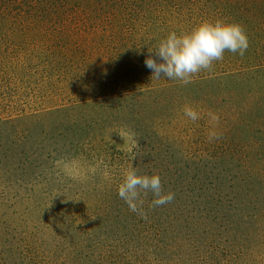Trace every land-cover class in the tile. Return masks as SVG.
Segmentation results:
<instances>
[{
  "label": "rangeland",
  "instance_id": "374dc122",
  "mask_svg": "<svg viewBox=\"0 0 264 264\" xmlns=\"http://www.w3.org/2000/svg\"><path fill=\"white\" fill-rule=\"evenodd\" d=\"M153 10L149 4L132 25L123 21L113 28L97 27L104 38L119 31L100 47L94 45V33H89L94 26L76 27L74 21V27L46 31L36 24L0 25V157L7 153L0 160V264L33 262L23 256L38 264H69L59 259L52 244L55 237L48 235L47 218L56 210L50 203L64 204L73 197L95 200L96 193L114 200L122 172L129 166L141 175L158 174L163 186L173 183L175 173L184 169L183 183L196 185L194 193L206 202L217 196L213 189H203L217 184L225 193L221 206L207 205L202 216L227 212L231 176L223 172L215 152L236 140L223 131L232 125L230 132L239 136V142L264 141V38L258 40L255 26L247 23L243 27L249 47L242 57L225 51L211 71L202 70L187 85L163 77L157 80L145 65L148 52L140 51L143 47L148 51L172 31L179 33L181 21L177 17L165 28L151 14ZM25 30L55 37H21ZM86 41H92V47ZM62 43L64 53L73 56L64 60L65 73L57 65ZM93 48L100 51L88 56L86 73L75 69L80 53L90 55ZM58 72L70 73L75 87L62 92ZM129 78L134 81L131 86L126 82ZM133 89L150 93L120 98ZM186 103L200 113L196 122L184 115ZM64 104V111L54 110ZM209 111L219 116L218 124L209 123ZM8 119L15 123L7 129L2 122ZM122 130L134 133L136 146L119 135ZM212 131L219 138L210 142Z\"/></svg>",
  "mask_w": 264,
  "mask_h": 264
},
{
  "label": "trees",
  "instance_id": "16d2710c",
  "mask_svg": "<svg viewBox=\"0 0 264 264\" xmlns=\"http://www.w3.org/2000/svg\"><path fill=\"white\" fill-rule=\"evenodd\" d=\"M149 4L154 9L151 14H155L165 28L177 17L181 21L179 32L190 30L201 20L222 18L242 26L253 23L258 40L264 38V0H0V25L12 22L26 28L36 24L46 31L51 30L50 27L70 28L74 21L76 27L94 26V32L89 33H94L95 47H100L119 31L115 29L104 38L97 27L105 24L106 29L113 28L123 21L132 25ZM45 31L25 30L20 34L21 37L48 39L52 36L54 39L55 34L45 35ZM133 31L134 26L130 33ZM17 34L10 35L20 36ZM87 43L86 46L92 47V41ZM59 47L62 55H57V65L65 73L64 60L71 61L73 56L64 53V43ZM99 51L93 48L90 55L81 52L77 62L74 61L75 69L86 73L88 56L91 58L93 52ZM140 52L148 51L143 47ZM240 76L246 78L248 74L240 73ZM57 78L63 79L62 92L68 91L69 86L75 87L70 73L58 72ZM142 78L143 75L137 83ZM126 82L129 86L134 83L130 78ZM147 92L150 93L133 89L121 93L120 98L136 99ZM65 107V104L58 105L54 110L59 113ZM2 123L8 129L15 122L8 119ZM232 128L233 125L229 131H223L236 140L215 152L223 172L231 176L227 177L230 182L227 186L232 188L227 212H208L202 216L201 209L207 211V205L221 206L225 193L219 185L211 183V187L203 190L213 189L217 199L200 200L194 193L196 185L183 183L184 169L175 173L177 178L173 183L163 186L165 192L175 194L174 199L155 208L151 207V192L146 197L141 195L144 203L136 212L118 195L114 200L96 193L95 200L73 197L64 204L51 202V208L56 210L49 212L47 230L49 236L55 237L52 244L57 246L59 259L63 257L69 264H264V141L254 138L252 142H239V136L230 132ZM5 155L7 153L3 152L0 160L3 161ZM239 170L243 174L237 173ZM144 215L147 219L142 218ZM46 241L44 237L42 242ZM23 257L26 262L37 263L30 256Z\"/></svg>",
  "mask_w": 264,
  "mask_h": 264
},
{
  "label": "clouds",
  "instance_id": "9594fccd",
  "mask_svg": "<svg viewBox=\"0 0 264 264\" xmlns=\"http://www.w3.org/2000/svg\"><path fill=\"white\" fill-rule=\"evenodd\" d=\"M249 47V40L244 27L237 22L217 18L201 20L188 31H172L152 48L148 49L145 65L152 71V78L161 77L177 80L183 85L193 82V78L202 70L211 71L214 62L224 59L225 51L239 54L241 57ZM182 111L191 121L201 118L200 113L191 104H184ZM209 123H219V116L211 111L207 113ZM119 135L136 146L134 133L122 130ZM217 133L209 132L208 139H218ZM132 148L129 147L128 151ZM118 196L125 201L133 212L139 210L144 201L141 195L151 192V207L170 203L175 194L165 192L158 174H138V169L129 166L122 172V182L118 185ZM142 218L147 219L146 215ZM92 219H95L93 217Z\"/></svg>",
  "mask_w": 264,
  "mask_h": 264
}]
</instances>
